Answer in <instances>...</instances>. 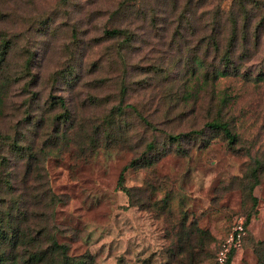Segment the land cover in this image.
Wrapping results in <instances>:
<instances>
[{
    "label": "rangeland",
    "instance_id": "1",
    "mask_svg": "<svg viewBox=\"0 0 264 264\" xmlns=\"http://www.w3.org/2000/svg\"><path fill=\"white\" fill-rule=\"evenodd\" d=\"M3 50L0 132L36 153L0 138L20 232L73 264H215L251 214L231 264L264 259V0H0ZM197 55L209 74L189 87Z\"/></svg>",
    "mask_w": 264,
    "mask_h": 264
},
{
    "label": "trees",
    "instance_id": "2",
    "mask_svg": "<svg viewBox=\"0 0 264 264\" xmlns=\"http://www.w3.org/2000/svg\"><path fill=\"white\" fill-rule=\"evenodd\" d=\"M125 30L114 28V29H106V34L111 36H119L123 34ZM9 49V47H8ZM6 51L3 50L0 52V62H2L4 56L6 55ZM230 54V52H229ZM228 59V57H227ZM229 63V62H228ZM194 67L193 72L191 74L190 81L188 82V86L196 87L195 82H197L198 79L202 75L208 76L209 72L207 71V67L205 65L204 59L199 57L198 55L194 59ZM0 66V107L5 103L7 97H8V89L11 87V79L10 77H7L4 72H2ZM228 73V72H227ZM226 71H220L219 69L216 71L215 75H227ZM238 73V72H237ZM60 105L66 106L65 99L63 97L58 98ZM124 107L132 108L137 114L146 122L147 124L151 125L149 120L145 118L140 112L137 110V108H134L133 106L120 104L117 108L118 111H122ZM114 115H110L106 117L105 124L111 122L110 118H112ZM207 126L211 127L215 130L222 131L230 143H233L237 139V135L234 134L230 128V125L228 123L222 122L220 118H216L210 122H207ZM198 132L194 131L192 133H179L176 135H169V137L172 140H179L184 135L191 136L192 134H198ZM0 138L5 143L9 144L10 142V151L11 153L10 158H13L16 153L19 154V158L25 159L26 155H29L30 159L33 160L34 155L36 154L34 151H32L33 146L31 144H21V141L23 139L20 138H12L9 135L3 134L0 132ZM150 145V144H149ZM151 146V145H150ZM10 161V160H8ZM1 164V163H0ZM3 164L0 165V167ZM135 166V162L131 164V166H125L122 170V173L120 174V177L118 178V184L120 187H122V190L128 191V189L124 186V178H125V171L129 169L130 167ZM256 171H254L255 173ZM12 177L10 175L6 176L3 171H0V197L4 193L5 188L11 189L10 180ZM258 182V181H257ZM258 184V183H256ZM255 184L250 188L251 195L254 192ZM254 201V206L257 204V199L252 198ZM16 204L13 205V207ZM9 207V208H13ZM12 213L9 212H2V209H0V264H48V260L50 257L55 256L58 260L56 264H73L71 259L68 257V249L65 244H61L57 242L55 239H52L50 241V244L47 245L46 248L40 247L39 242L35 240V238H30L29 235L25 232H20L17 226H15ZM251 214H249L246 218V225L248 226L249 221L251 220ZM245 245V244H244ZM9 248L10 253H7V249ZM233 256L231 257V260L228 264H231ZM76 264H89L85 260H79ZM215 264H216V258H215ZM259 264H264V259H259Z\"/></svg>",
    "mask_w": 264,
    "mask_h": 264
},
{
    "label": "built area",
    "instance_id": "3",
    "mask_svg": "<svg viewBox=\"0 0 264 264\" xmlns=\"http://www.w3.org/2000/svg\"><path fill=\"white\" fill-rule=\"evenodd\" d=\"M248 234L245 216H239L235 219L229 234L219 246L216 254V264H228L231 257L241 251L244 247Z\"/></svg>",
    "mask_w": 264,
    "mask_h": 264
},
{
    "label": "crops",
    "instance_id": "4",
    "mask_svg": "<svg viewBox=\"0 0 264 264\" xmlns=\"http://www.w3.org/2000/svg\"><path fill=\"white\" fill-rule=\"evenodd\" d=\"M235 254H236V253H235ZM235 254H234V255H235ZM234 255H233V256H234Z\"/></svg>",
    "mask_w": 264,
    "mask_h": 264
}]
</instances>
